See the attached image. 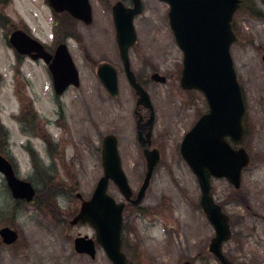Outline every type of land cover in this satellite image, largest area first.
Returning <instances> with one entry per match:
<instances>
[{"label":"rangeland","instance_id":"obj_1","mask_svg":"<svg viewBox=\"0 0 264 264\" xmlns=\"http://www.w3.org/2000/svg\"><path fill=\"white\" fill-rule=\"evenodd\" d=\"M90 2L91 25L63 13L55 26L48 0H0L5 14L0 18V152L36 189L31 202L15 199L0 173V229L9 226L19 234L12 245L0 239V264H114L93 223L74 222L105 174L108 135L118 140L134 197L148 172L144 148L158 152L144 197L123 212L122 250L128 264H222L209 249L216 231L201 205L198 178L180 152L185 134L209 104L201 91L181 86L184 53L170 25L169 4L142 0L143 10L134 19L137 39L128 52L152 110L139 103L117 40L113 6L122 2L129 7L132 0ZM17 28L51 52L66 42L81 84L58 95L48 65L22 57L9 43ZM233 28L237 39L230 50L245 103L241 146L250 163L239 188L211 176L210 194L228 218L231 235L222 245L227 260L264 264V0H243ZM105 61L118 68L117 97L98 78V64ZM154 72L166 81L152 79ZM107 192L118 203L127 201L112 179ZM79 235L95 241V257L76 251Z\"/></svg>","mask_w":264,"mask_h":264},{"label":"water","instance_id":"obj_2","mask_svg":"<svg viewBox=\"0 0 264 264\" xmlns=\"http://www.w3.org/2000/svg\"><path fill=\"white\" fill-rule=\"evenodd\" d=\"M48 1L56 11H68L88 25L93 23L90 0ZM163 1L170 5V25L184 53L181 86L201 91L209 104V110L200 116L184 136L181 155L198 178L202 192L201 205L216 231L209 249L222 264H232L222 253L223 242L231 235L228 218L221 206L213 200L210 188L211 176L225 177L239 188L242 170L250 163L247 152L241 146L245 103L230 50L237 39L232 20L241 0ZM132 3L129 7L122 2L113 6L117 40L129 81L139 95V103L153 110L149 93L137 80L129 61V47L137 39L134 19L143 10L142 0H132ZM9 41L19 53L30 54L33 58L42 57L48 63L57 94L63 93L70 85H80L79 71L65 43L58 45L53 56L39 40L22 29L14 30ZM97 75L109 94L117 97L120 93L117 67L110 62H103L98 66ZM151 77L159 82L166 81V77L158 72H154ZM229 139L240 147L234 148ZM145 152L149 162L147 176L137 196L133 198V190L121 167L118 140L114 135L106 136L103 142L105 174L99 179L91 199L82 204L74 219L75 223L80 219L93 223L99 243L114 264H127L121 240L125 203H118L108 194V183L112 179L127 200L133 204L139 203L145 195L158 159L157 151ZM0 172L4 174L14 198L28 202L34 199L36 189L33 184L18 177L13 163L2 153ZM0 236L4 243L12 244L19 235L15 229L4 226L0 229ZM74 246L80 253L96 256L95 241L89 236L79 235L75 238Z\"/></svg>","mask_w":264,"mask_h":264},{"label":"flooded vegetation","instance_id":"obj_3","mask_svg":"<svg viewBox=\"0 0 264 264\" xmlns=\"http://www.w3.org/2000/svg\"><path fill=\"white\" fill-rule=\"evenodd\" d=\"M53 10V9H52ZM63 13H67V14H69L68 12H66V11H64V12H57V11H55V10H53V16H54V25L56 26L57 24H58V17L59 16H61ZM69 15H71V14H69ZM72 16V15H71ZM5 17V14L3 13V12H0V18H4ZM73 17V16H72ZM72 19H74L73 21H75L76 23H79L80 25H83V24H85L82 20H80V19H78V18H75V17H73ZM85 25H87V24H85ZM78 40V39H77ZM60 43H63V42H60ZM59 43V44H60ZM64 43H66V42H64ZM58 44V45H59ZM67 44V43H66ZM57 45V46H58ZM67 46H68V48H69V45L67 44ZM45 47H46V49H47V45H45ZM57 48V47H56ZM48 50V49H47ZM70 50V49H69ZM49 51V50H48ZM49 52H51V51H49ZM56 52V49H55V51L54 52H51L52 54H54ZM71 53V52H70ZM72 54V53H71ZM19 55H21V54H19ZM22 57H31L32 58V56H30V55H21ZM72 57H73V55H72ZM33 59V58H32ZM74 59V58H73ZM38 60H42V61H44L42 58H40V59H38ZM45 63V62H44ZM99 65V64H98Z\"/></svg>","mask_w":264,"mask_h":264}]
</instances>
